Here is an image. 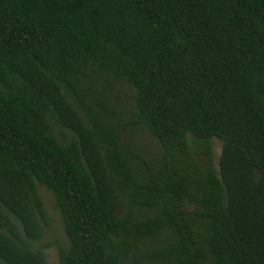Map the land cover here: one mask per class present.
Returning <instances> with one entry per match:
<instances>
[{"label": "trees", "instance_id": "obj_1", "mask_svg": "<svg viewBox=\"0 0 264 264\" xmlns=\"http://www.w3.org/2000/svg\"><path fill=\"white\" fill-rule=\"evenodd\" d=\"M37 186L57 264H264V0H0L2 264H48Z\"/></svg>", "mask_w": 264, "mask_h": 264}, {"label": "rangeland", "instance_id": "obj_2", "mask_svg": "<svg viewBox=\"0 0 264 264\" xmlns=\"http://www.w3.org/2000/svg\"><path fill=\"white\" fill-rule=\"evenodd\" d=\"M110 84L108 94L112 100L114 111L120 118L119 121L123 129L122 143L132 155L140 158L148 165L153 164L161 157V150L145 129L131 124L129 117L130 89L125 83L120 81H112ZM213 145V159L216 163L220 154L221 144L218 140H214ZM37 191L44 203L48 224L43 227L42 238L35 245L43 251L48 264H57L55 248L57 245H66L60 217L51 196L46 190L37 186Z\"/></svg>", "mask_w": 264, "mask_h": 264}]
</instances>
